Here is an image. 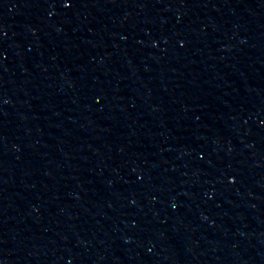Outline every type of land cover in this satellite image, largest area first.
Masks as SVG:
<instances>
[{"label":"water","instance_id":"water-1","mask_svg":"<svg viewBox=\"0 0 264 264\" xmlns=\"http://www.w3.org/2000/svg\"><path fill=\"white\" fill-rule=\"evenodd\" d=\"M0 264H264V0H0Z\"/></svg>","mask_w":264,"mask_h":264}]
</instances>
